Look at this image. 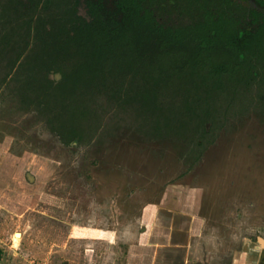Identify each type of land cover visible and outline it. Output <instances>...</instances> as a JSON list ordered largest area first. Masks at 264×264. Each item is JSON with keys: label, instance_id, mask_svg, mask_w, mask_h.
<instances>
[{"label": "rangeland", "instance_id": "rangeland-1", "mask_svg": "<svg viewBox=\"0 0 264 264\" xmlns=\"http://www.w3.org/2000/svg\"><path fill=\"white\" fill-rule=\"evenodd\" d=\"M228 115L192 163L131 130L64 146L0 95V264H264V116Z\"/></svg>", "mask_w": 264, "mask_h": 264}, {"label": "trees", "instance_id": "trees-1", "mask_svg": "<svg viewBox=\"0 0 264 264\" xmlns=\"http://www.w3.org/2000/svg\"><path fill=\"white\" fill-rule=\"evenodd\" d=\"M0 10V95L64 146L131 130L195 163L228 114L264 116V0H0Z\"/></svg>", "mask_w": 264, "mask_h": 264}, {"label": "water", "instance_id": "water-1", "mask_svg": "<svg viewBox=\"0 0 264 264\" xmlns=\"http://www.w3.org/2000/svg\"><path fill=\"white\" fill-rule=\"evenodd\" d=\"M56 79H59L58 75H56ZM257 242H258L260 247L264 248V241L261 238H258Z\"/></svg>", "mask_w": 264, "mask_h": 264}, {"label": "crops", "instance_id": "crops-1", "mask_svg": "<svg viewBox=\"0 0 264 264\" xmlns=\"http://www.w3.org/2000/svg\"><path fill=\"white\" fill-rule=\"evenodd\" d=\"M186 246H187V245H181L180 248H181V249H186V259L188 260L187 247H186ZM185 247H186V248H185ZM187 260H186V261H187ZM187 262H188V261H187ZM185 263H186V262H185Z\"/></svg>", "mask_w": 264, "mask_h": 264}, {"label": "flooded vegetation", "instance_id": "flooded-vegetation-1", "mask_svg": "<svg viewBox=\"0 0 264 264\" xmlns=\"http://www.w3.org/2000/svg\"><path fill=\"white\" fill-rule=\"evenodd\" d=\"M56 75H58L59 76V74H55L54 75V78L56 79ZM59 79H60V76H59ZM59 79H56V80H59ZM258 243V242H257Z\"/></svg>", "mask_w": 264, "mask_h": 264}, {"label": "bare ground", "instance_id": "bare-ground-1", "mask_svg": "<svg viewBox=\"0 0 264 264\" xmlns=\"http://www.w3.org/2000/svg\"><path fill=\"white\" fill-rule=\"evenodd\" d=\"M18 237V236H17Z\"/></svg>", "mask_w": 264, "mask_h": 264}]
</instances>
